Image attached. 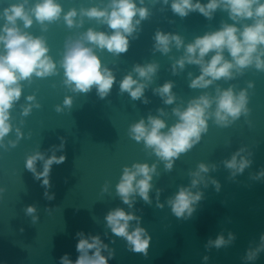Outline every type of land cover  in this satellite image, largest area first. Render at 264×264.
<instances>
[{
  "label": "water",
  "instance_id": "water-1",
  "mask_svg": "<svg viewBox=\"0 0 264 264\" xmlns=\"http://www.w3.org/2000/svg\"><path fill=\"white\" fill-rule=\"evenodd\" d=\"M16 2L0 0V12ZM57 2L63 13L73 8L79 13L81 8L106 7L110 0ZM136 2L138 7H146L149 15L128 37V51L117 55L93 46L103 66L115 76L110 93L103 99L95 87L88 93L72 91L63 83L64 70L59 62L69 39H80L89 28L110 33L112 30L106 24L83 17L80 25L78 15V26L70 28L62 14L54 22L41 25L34 21L24 29L45 38L57 70L54 75L33 76L30 82H22V95L11 109L12 131L0 146V264H60L59 258L64 253H69V259L75 261L79 255L77 232H83L85 237H100L108 246L102 255L108 257L109 252L113 253L108 264H264V250L257 259H246L248 250L256 249L264 235V176L259 175L264 172V71L253 64L240 72L233 70L231 79L213 81L207 88L190 87L201 69L187 62L182 69L176 65L185 55V46L207 32L218 30L224 23L235 22L222 8L210 19L198 11L180 17L172 11V0ZM252 22L240 20L237 26L243 28ZM157 31L179 35L183 46L177 48L173 41L169 52H161L156 48ZM225 57L231 59L227 51ZM149 64L156 65L150 80L134 71L136 65ZM129 74L146 85L139 99L133 100L128 92L120 91V82ZM167 82L173 84L172 104L165 103L166 97L156 91ZM229 87L236 94L246 91L247 114H241L227 126L216 124L211 116L207 132L175 160L170 171L151 148L129 135L131 125L141 119L147 123L149 116L164 120L167 127L162 131L166 132L178 120L173 109L183 110L201 95L214 98L217 89L223 91ZM28 96L34 100L28 101ZM66 97L72 98L71 107L64 105ZM29 104L31 112L25 116L23 108ZM215 109L213 101L209 112ZM17 128L22 135L13 147L9 142L17 140ZM241 149L240 157L249 159L251 164L242 173L233 174L234 170L227 168L225 161ZM36 152L43 153L45 158L53 153L67 156L64 163L53 164L48 189L25 168L26 158ZM136 163L155 164L156 171L149 192L151 202L135 195L130 207L122 201L116 186L124 167ZM201 163L209 170L201 173L203 180L193 187L191 173ZM37 171H42V162L37 163ZM213 181L218 182L219 190ZM181 187L202 194L193 205L191 217L186 213L185 217L177 218L168 203ZM45 191L54 194V198L47 199ZM28 205L36 207L32 215L26 214ZM117 208L138 217L129 222L130 231L142 227L151 237L147 255L131 251L127 241L108 227L105 218ZM33 216L37 217L35 221ZM230 233L234 239L224 246L216 248L208 244L219 235L229 241Z\"/></svg>",
  "mask_w": 264,
  "mask_h": 264
},
{
  "label": "clouds",
  "instance_id": "clouds-1",
  "mask_svg": "<svg viewBox=\"0 0 264 264\" xmlns=\"http://www.w3.org/2000/svg\"><path fill=\"white\" fill-rule=\"evenodd\" d=\"M144 0H140L143 4ZM167 3V0H165ZM172 11L180 17H186L190 12L198 11L206 18H211L213 13L222 8L235 23H224L213 32H207L197 37L192 43L185 46V55L182 56L176 65L181 69L185 63L200 66V75L192 79L190 87L207 88L213 81L220 79H231L233 70L240 72L242 69L255 65L258 70L264 71V0H208L201 3V0H172ZM63 14V20L68 27L78 26L76 17H81L79 24H83V17L96 19L106 24L112 31H96L89 28L83 33L80 39H69L65 43L63 58L60 60V67L64 70L63 83L72 91L88 93L95 87L100 98H105L111 91L115 82L112 71L104 67L101 59L94 51L95 48L107 49L110 53L121 54L128 51L129 39L142 20L146 19L149 11L146 7H138L136 0H110L106 7L81 8L79 13L76 9H70L63 13L62 6L57 0H18L4 7L0 12V19L3 20L0 26V146L3 139L12 131L11 109L22 95L23 81H31L35 77H47L54 75L57 70V63L48 54L49 47L45 38L34 36L24 29L33 25L34 21L45 25L58 20ZM139 17V18H137ZM251 19V24H245L243 28L238 27L240 20ZM156 48L163 53L170 51V44L174 41L175 46H183V39L179 35L165 34L157 31L155 35ZM92 45V46H89ZM94 46V47H93ZM225 51L231 59L225 57ZM212 53L211 58L205 57ZM176 65L173 66L175 71ZM134 71L139 77L150 80L156 71V65H136ZM145 84L134 79L131 74L127 75L120 82V91L128 92L133 100L139 99L144 94ZM172 82H167L156 91L166 97L165 103L172 104L175 96L172 93ZM218 95L210 98L208 95H201L192 99L188 106L181 110L173 109L178 117L177 122L168 130L166 122L159 117H148L147 123L143 119L129 128V135L137 142L143 141L146 148H151L160 160L165 162L166 170H171L173 164L182 153H187L197 144L202 134L207 132L208 119L215 117V123L227 126L240 117L247 114V93L241 90L236 94L231 87L220 91ZM33 101V96L27 97ZM213 101L216 104L214 112H209ZM64 105L71 107V97L64 99ZM38 106V105H37ZM32 105L23 108V115L31 112ZM61 109L57 106V111ZM17 140L9 143L15 147L22 133L16 129ZM64 147V142L60 145ZM233 154L230 160L225 161L227 168L234 170V173H242L251 161L240 157V152ZM240 157V159H237ZM67 159L66 154L57 156L53 153L45 158V155L36 152L29 155L25 160V168L31 172L36 180H39L45 189L51 187L50 173L53 164H62ZM42 162V171H37V163ZM207 165L201 163L198 170L191 173L194 177L192 186H196L203 177L201 173L208 172ZM156 166H149L147 163H136L131 167L125 166L119 183L116 186L118 195L125 204L132 206V198L139 195L144 201L150 203L149 192L152 188V177ZM264 176V172L259 173ZM67 182V180L65 181ZM216 184L219 190V184ZM47 199H53L54 194L49 195L45 191ZM202 194L193 193L190 188L181 187L168 203L172 213L177 218L191 217L193 205L201 199ZM163 207V205H158ZM36 212L34 205L26 207V214L32 215ZM37 217L33 216L35 221ZM108 227L116 236L123 237L133 252L147 255L151 237L147 235L142 227L129 230L130 221L138 220L132 213L122 208L110 211L106 216ZM79 239L76 242V251L79 253L75 261L69 259V253H64L60 258V264H108L109 256L102 255L107 249L100 237H85L83 232H77ZM234 239L229 234V241L222 235L208 242L209 245L220 248ZM261 244L256 249L248 250L246 259L255 260L260 251L264 250V235L260 237ZM205 260L208 257H204Z\"/></svg>",
  "mask_w": 264,
  "mask_h": 264
}]
</instances>
